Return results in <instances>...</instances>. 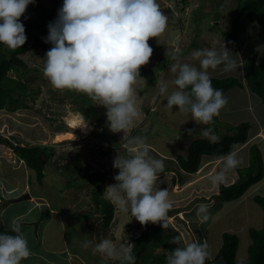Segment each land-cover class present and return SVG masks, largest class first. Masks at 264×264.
<instances>
[{
	"label": "rangeland",
	"instance_id": "374dc122",
	"mask_svg": "<svg viewBox=\"0 0 264 264\" xmlns=\"http://www.w3.org/2000/svg\"><path fill=\"white\" fill-rule=\"evenodd\" d=\"M157 2L161 6L160 10L168 17V26L161 36L149 38L148 43L153 48V54L149 62L140 67V77L133 85L138 116L134 119L132 126L119 133L109 130L104 106L88 96L89 100L93 101V105L99 109L93 112V115L97 113L98 116L94 118L84 114L80 108L82 102L77 99L76 91L71 93V90L55 89L43 75L46 53L49 49L47 45L39 43L36 39L46 38L48 28L41 30L32 26L31 22L37 19L49 23L54 22L57 19L59 7L56 6L54 0H34V3L27 6L22 15L24 19L20 18L25 26L27 41L31 45V50L25 55L26 61L31 64V72L26 79L31 81V87L40 88V90L23 97L27 107L13 111L0 110V132L6 136L14 134L20 141H28L32 144H55L57 146L55 154L45 166V178L41 184L35 172L31 171L10 147L0 143V206L4 199L6 201V204L0 207V223L3 226L9 228L21 224L19 222L8 223L6 215L17 217L23 213L22 217L17 218L24 222L25 217L26 220L36 219L45 207L49 206L50 209L55 207L62 218L58 214L45 216L39 225L40 228L43 224L51 226L49 231L45 232L51 237L47 241L49 247L53 248L56 243L59 244L58 241L55 242L52 235H58L60 228H63L70 251L79 252L81 256L79 259L84 258L88 264H120L119 260H113L95 252V245L107 238L113 240L114 243H123L131 247V237L140 234L151 222L141 225L135 217L131 216L130 212H123L120 205L113 200L117 207L114 221L107 230H104L103 216L96 210V204L92 198L95 184L88 180H76L73 185H68L59 170L60 165L65 164L77 151L87 152V155L91 156L93 165L89 173L99 170L107 174L105 189L116 183L114 177L119 169L113 167L114 158L118 154L127 156V149L125 147L116 148L105 157H100L98 152L94 159L90 146L85 145V138L94 136L93 130L101 132L108 127L107 132L117 134L120 142L127 138H142L149 150V156L163 161L164 172L158 175L156 188L167 189L169 192V200L173 207L167 221L180 232V237L176 238L181 247L187 243H203L206 240L211 256L214 257L222 244H220V232L222 229H228L226 231H235L239 235L240 258L246 250L248 253L251 236L246 228L249 222L244 224L246 218L239 212L242 207L236 206L235 201H228L217 192L216 186L209 180L210 176L200 178L178 169L176 161L169 156L180 153L186 155L189 148V142H185V137L188 135L186 126L201 133L202 125L196 124L190 114H181L178 106L169 109L166 106L165 97L156 100L155 95L160 94L162 81L169 82V91L173 90L174 86L170 83L175 78L170 71L172 64L176 62L193 63L199 67V61L192 59L193 51L213 47L220 49L224 41L231 51L230 56L235 60L238 57L246 59L248 55L256 51L263 55L264 34L257 27L256 21H252L245 15L238 16V0H157ZM233 28H238L239 31L237 46L232 45L226 39L225 33L231 32ZM174 55L177 57L175 60ZM222 68L223 65L215 71L210 69L211 76L223 77L232 74L240 76L243 71L241 66L231 72H224ZM229 94L225 95L228 100L231 98ZM240 98L238 96L237 101H233L235 109L231 110L233 113L231 117L225 113L226 111L222 114L223 110H221L223 124L220 131L225 132L230 127L229 124L236 125L246 120L251 122L252 128L257 125L256 120H259L264 101H261V98L260 102L254 103L252 109L254 120L252 117L248 118L249 109L242 106V98ZM150 106H153V109ZM165 108L168 109L167 115L164 112ZM74 118L82 121L83 125L86 123L87 127H81L78 123L72 125L71 120ZM98 118H103L104 123L99 122ZM62 122L65 123V129H62L66 130L64 131L66 136L58 139V133H63V131L60 132L59 127ZM93 138L107 143L102 138ZM246 150L243 149L239 156L246 154ZM227 178H229L228 175ZM178 180H180L179 184ZM184 180L187 184H184ZM28 192L32 195L25 198ZM256 194L264 195V180L259 184H254L245 193L247 196L245 205L250 206L248 208L250 210L249 221L254 227L262 224L260 210L261 212L263 210L254 200ZM224 201H228L227 208L231 212L230 215L234 217L233 221L222 217L219 221L215 220L212 223L210 212L222 207ZM200 204H211L207 221L202 222L197 217V208ZM180 212L185 214L183 219L180 217L182 215ZM47 213L48 211L45 212ZM85 241L91 242L90 247H83ZM162 251L160 248L159 252ZM56 256L58 257L57 254ZM48 257L53 264H61L59 260L61 255L57 260L52 254Z\"/></svg>",
	"mask_w": 264,
	"mask_h": 264
},
{
	"label": "clouds",
	"instance_id": "9594fccd",
	"mask_svg": "<svg viewBox=\"0 0 264 264\" xmlns=\"http://www.w3.org/2000/svg\"><path fill=\"white\" fill-rule=\"evenodd\" d=\"M31 3L34 0H0V43L10 50L26 43L20 17ZM160 9L157 0H63L57 19L49 23L48 36L44 38L52 47L46 53L43 75L55 89L74 90L97 101L106 108L109 130L124 132L138 116L133 85L140 77V67L153 54L149 38L161 36L168 26V17ZM230 52L224 41L220 49L195 50L192 59L199 61V67L176 62L170 66L175 77L170 82L173 90L169 91V82L160 84L166 106L169 109L178 106L179 112L190 114L196 124L208 125L201 135L212 143H218L220 137L211 125L227 106L228 98L223 90L212 86L209 70L215 71L223 65L224 72H231L240 67ZM173 59H177L176 55ZM84 126L87 127L86 123ZM193 130L186 129L189 135ZM123 145H127V156L118 154L114 158L113 167L119 172L114 177L116 183L106 187L105 198L116 201L123 212H130L141 225L151 222L168 227L173 205L168 190L156 188L157 177L164 172L163 161L149 156L140 137L130 138ZM242 163V158L230 151L222 157L221 168L209 177L210 182L225 183L228 173ZM5 204L4 199L0 207ZM210 207V204L198 205L197 217L202 222L209 219ZM52 210L57 212L55 207L48 206L41 213ZM42 214L36 222L48 213ZM9 228L16 234L0 233V264H21L31 255L28 240L19 225ZM171 242L178 244L179 240L174 237ZM90 245V241L83 242L84 248ZM94 251L121 264L136 261L131 247L107 238L97 243ZM210 256L206 240L192 242L174 248L167 255L166 264H206Z\"/></svg>",
	"mask_w": 264,
	"mask_h": 264
},
{
	"label": "trees",
	"instance_id": "16d2710c",
	"mask_svg": "<svg viewBox=\"0 0 264 264\" xmlns=\"http://www.w3.org/2000/svg\"><path fill=\"white\" fill-rule=\"evenodd\" d=\"M238 16H246L252 21H256L259 29L264 34V0H238ZM56 6L62 7L63 0H54ZM21 19L24 17H20ZM31 25L41 30L48 28V21L34 20ZM226 39L236 45L238 42V28H233L231 32H226ZM41 44L47 45L50 49L52 45L46 43L44 38H37ZM31 50L30 43H26L16 50H10L6 45L0 43V110L7 109L10 111L27 107L23 97L28 93L40 90V88L31 87V81L26 79L31 72V64H29L25 55ZM243 76L228 75L223 77L211 76L212 86L223 90V94L235 86L247 84L250 89L259 95L264 101V54L261 55L256 51L248 55L243 64ZM74 90H71L73 93ZM77 92V91H76ZM77 99L82 102L80 108L82 112L88 116L97 118L98 114L93 112L99 109L93 105V101L89 100L88 95L78 92ZM149 110V107H147ZM104 123L103 118H100ZM222 119L219 116L214 118L211 125L214 133L220 137L218 143H212L208 139L201 137L194 138L188 148L186 155L178 154L176 161L178 168L187 173L197 172L202 164L204 156L209 155L215 158H222L230 151L244 145L250 138L251 122L246 120L239 124H229V128L225 132L220 131ZM59 126L61 131H66L65 123ZM209 127L205 125L204 128ZM64 128V129H62ZM105 127L101 132L93 130L95 138H102L107 143H102L93 137L85 138V145H89L93 157L99 152L100 157L111 154L116 148L127 149V145H123L126 140L119 141L117 134L107 132ZM0 143L10 147L13 153L23 159L27 167L35 172V176L42 184L45 178V166L50 158L55 154V144H32L28 141H20L16 135L6 136L0 132ZM43 153H46L47 159L43 160ZM91 156L87 152L77 151L67 162L60 165L59 170L62 177H65L66 184L73 185L76 180H88L95 184L92 191V198L96 204V210L102 214L103 227L107 230L114 221L116 214V204L113 200L105 198V179L107 174H103L99 170L89 173L92 168ZM162 173V172H161ZM238 179L229 184H222L221 194L226 200H235L242 197L246 191L254 184L261 181L264 177V150L259 143L255 142L251 146L250 162L248 165L237 168ZM34 175V174H33ZM32 176V175H31ZM254 200L262 207L264 214V195H254ZM45 214V211L42 215ZM38 224L39 222H35ZM168 227L163 228L160 223H151L146 226L142 232L131 237V249L136 257L135 264H166V257L176 247L181 245L172 243L175 237H180V232L172 227L167 221ZM0 233L15 235L12 228H5L0 223ZM251 243L248 247V258L245 260L237 259V251L239 248V235L232 231H225L222 234V244L217 254L206 261V264H264V222L261 228H250ZM201 243V242H200ZM162 252H159V249ZM210 251V248H209ZM211 253V251H210ZM121 264V263H120Z\"/></svg>",
	"mask_w": 264,
	"mask_h": 264
},
{
	"label": "crops",
	"instance_id": "0c3cea01",
	"mask_svg": "<svg viewBox=\"0 0 264 264\" xmlns=\"http://www.w3.org/2000/svg\"><path fill=\"white\" fill-rule=\"evenodd\" d=\"M257 27H258V25H257ZM235 46H237V45H235ZM236 61L239 62L240 66L242 67V70H243V64H244L245 59H242L241 57L240 58L238 57L236 59ZM241 63H242V65H241ZM243 74L244 73L242 71V75H240V76H243ZM226 93H230L229 97H231V98L228 100V104L226 106L227 108L226 109H224V108L222 109L223 110L222 114L226 111L225 113L230 115V117H231V115H233V113H231V110L235 109L233 107L234 106L233 105V101L234 100L237 101L238 96H240L242 98V106H244L247 109H249V111H248L249 112L248 113L249 117L248 118H250V117L253 118L252 109H253L254 103L256 101L260 102L261 97L259 95H257L255 92H253L247 84H244L242 86H235V87L231 88L229 91H227ZM226 93L224 95H226ZM155 98H156V100H158V99L164 98V96L159 94V95H155ZM261 101H263V100L261 99ZM155 105H156V103H155ZM167 110H168L167 108L164 109V112H165L166 115H167ZM229 111H230V114H229ZM181 114H183V113H181ZM222 114H221V111H220L221 119H223L222 118ZM253 119L255 120V118H253ZM231 120H234V119L231 118ZM256 122H257V125L255 127H253V128L251 127L249 140L244 145H242L241 147H239L235 151H233V152L237 153L238 156H239L241 154V152L243 151V149H247L246 150L247 151L246 154L243 153L242 156H239L243 160V163L239 167L246 166V165L249 164V162H250V152H251L252 144L257 142V143L260 144V146L264 150V105L262 107V111L259 113V120H256ZM236 123H238V122H236ZM204 126L205 125H202V128H201L202 130L204 129ZM186 129H190V128H187V126H186ZM199 134H201V133H197L196 131H193L191 135H189V134L186 135V137H185L186 141L185 142L188 141L189 144H190V142L194 138L202 136V135H199ZM180 145H183V144H180ZM151 146L153 147V145H151ZM187 152H186V154H187ZM169 156L172 157L176 161V156H177L176 154H171ZM221 161H222V158H215V157L206 155V156H204L203 164H202L201 168L197 172L189 173V174H194L195 176H198L200 178H203L206 175L211 176V175L215 174L221 168ZM239 167H237V168H239ZM237 168L232 170V171H230L228 173V177L229 178L226 179V182L224 184H229L231 182H234L236 179H238L239 175L237 173ZM263 180H264V177H263V179L261 181H259L256 184H259ZM179 182H180V180H178V184H179ZM184 184H187L185 182V180H184ZM215 186H216V188H215L216 191L221 193V184L220 185H215ZM246 199H247V196H245V194H244L242 197H240L238 199L228 200V201H235V203H236L235 205L236 206H241L242 207L239 210V212H241L242 215H244V217L246 218V219H244V224H245V222H246V224H247V222H249L248 225L246 226V228L248 229V231H250V228L254 227V225L250 224V221H249L250 220V210L248 208L250 206L248 204L245 205V200ZM228 201H226V202L224 201L222 207L215 208V209H213L210 212L211 213V222L212 223H214L215 220L219 221L222 217L223 218L227 217L229 221H231V222L233 221L234 217H232L230 215L231 212H229L230 210L227 208ZM13 205H15V204H13ZM52 211L50 213L48 212V214L46 216H49V215L52 216V215L58 214L56 211H53V212ZM180 213L182 214V212H180ZM21 214H23V213H21ZM21 214L17 215V217H19V216L22 217ZM41 214L42 213H40V215ZM40 215L34 220H26V217H25V221L24 222H21V220H19L15 216L14 217H9V215H6L8 223H12V222L21 223L19 225V227L21 229V232L23 234H25L24 236L28 240V247L30 249L31 255L27 259H23L21 261V264H53V261H51L49 259V257H48L49 254L54 255L55 256V260H57L60 257V255H61V257L59 258V260L61 261V264H73V263L74 264H77V263L78 264H88L87 261L84 258L82 260L79 259L81 257V256H79V252H77V251L76 252H71L70 251V247H69L70 245H68V243H66V239L64 237L63 228H60L59 234L57 233L58 235H55V234L52 235V237L54 238L55 242L58 241L59 244L56 243V246L53 247V248L49 247L47 245V241L49 239H51V237L49 235H47L45 232L49 231V228H51V226L49 224H43L42 228H40L39 225H40L41 221L45 218V217H43L42 219H40L39 224H36L35 222L40 217ZM184 215L182 214L180 216L181 219L184 218ZM260 220L262 221V224H259V226L257 228H261L263 226V222H264L263 210H262V212L260 210ZM230 228H232V227H230ZM226 230H228V229H222L221 232H220V244L222 243L221 242V236ZM231 230H234V229H231ZM37 232H39V233H37ZM219 249H220V247L218 248V250ZM217 252H216V254H217ZM56 254L58 255V257L56 256ZM247 256H248L247 250L245 251V254L243 255L242 258H240L239 253L237 251V259L238 260H245V259L248 258ZM39 261H41V263H39Z\"/></svg>",
	"mask_w": 264,
	"mask_h": 264
},
{
	"label": "bare ground",
	"instance_id": "6f19581e",
	"mask_svg": "<svg viewBox=\"0 0 264 264\" xmlns=\"http://www.w3.org/2000/svg\"><path fill=\"white\" fill-rule=\"evenodd\" d=\"M78 120L77 118H74L71 120V124L74 125L76 123L80 124L81 127H84V125L82 124V121ZM64 136H66V134L63 132V133H58L57 135V138L58 139H61V138H64ZM176 187V186H175Z\"/></svg>",
	"mask_w": 264,
	"mask_h": 264
},
{
	"label": "water",
	"instance_id": "95a60500",
	"mask_svg": "<svg viewBox=\"0 0 264 264\" xmlns=\"http://www.w3.org/2000/svg\"><path fill=\"white\" fill-rule=\"evenodd\" d=\"M45 159H46V156L44 155L43 156V160H45ZM30 196H31L30 193H28V194L25 195V198H29Z\"/></svg>",
	"mask_w": 264,
	"mask_h": 264
}]
</instances>
